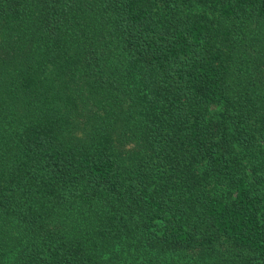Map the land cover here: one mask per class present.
Returning <instances> with one entry per match:
<instances>
[{
	"label": "trees",
	"instance_id": "trees-1",
	"mask_svg": "<svg viewBox=\"0 0 264 264\" xmlns=\"http://www.w3.org/2000/svg\"><path fill=\"white\" fill-rule=\"evenodd\" d=\"M0 264H264V0H0Z\"/></svg>",
	"mask_w": 264,
	"mask_h": 264
}]
</instances>
